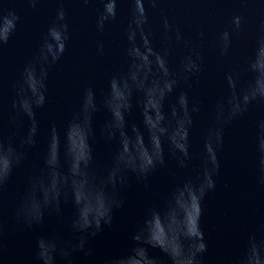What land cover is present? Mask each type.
<instances>
[{"label": "water", "instance_id": "95a60500", "mask_svg": "<svg viewBox=\"0 0 264 264\" xmlns=\"http://www.w3.org/2000/svg\"><path fill=\"white\" fill-rule=\"evenodd\" d=\"M0 264H264V0H0Z\"/></svg>", "mask_w": 264, "mask_h": 264}]
</instances>
